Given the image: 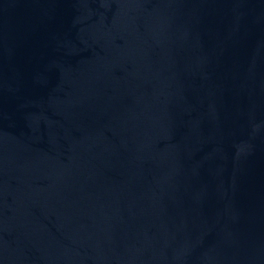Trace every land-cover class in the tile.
Here are the masks:
<instances>
[{
	"label": "water",
	"instance_id": "obj_1",
	"mask_svg": "<svg viewBox=\"0 0 264 264\" xmlns=\"http://www.w3.org/2000/svg\"><path fill=\"white\" fill-rule=\"evenodd\" d=\"M0 264H264V0H0Z\"/></svg>",
	"mask_w": 264,
	"mask_h": 264
}]
</instances>
